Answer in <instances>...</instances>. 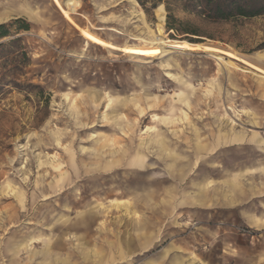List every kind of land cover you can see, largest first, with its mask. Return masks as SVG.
<instances>
[{"label":"rangeland","instance_id":"374dc122","mask_svg":"<svg viewBox=\"0 0 264 264\" xmlns=\"http://www.w3.org/2000/svg\"><path fill=\"white\" fill-rule=\"evenodd\" d=\"M77 2L104 42L50 0H0V23L30 27L0 39V264H264V79L215 50L140 52L132 0ZM187 3L138 5L155 34L264 67V14Z\"/></svg>","mask_w":264,"mask_h":264},{"label":"bare ground","instance_id":"6f19581e","mask_svg":"<svg viewBox=\"0 0 264 264\" xmlns=\"http://www.w3.org/2000/svg\"><path fill=\"white\" fill-rule=\"evenodd\" d=\"M51 4L53 7L57 9L60 15H62L63 19L66 20L68 23L73 25L80 33V35L87 40V42L91 43H99V42H104L103 39L98 37L94 32L89 30L86 27H80L77 23L74 22V20L71 17V12L75 11L78 7V2L77 0H65L64 3H62L60 0H50ZM132 3L134 6H137V9L135 10L137 12V15L142 21V23L145 25L147 32L150 33V37H144V36H136L135 38L138 40V43L140 44V48L138 49L140 52L143 53H149L150 51V46L153 45H160L161 48H156V50L159 53L165 52L163 50V47H168L170 49L176 50V51H181V50H198V49H209V50H215L218 52L216 54V59L219 62L224 63L225 65L232 66L234 68H238L239 70L242 69L244 72H252L253 74L259 76L260 78L264 79V67H260L258 64L255 62L251 61L250 58H245L244 56L240 55L237 51H234V49L227 47V50L223 49L221 46H216V45H211V44H206V43H198L194 44L191 43L185 39H176V38H169L166 37L165 35L162 34V25L159 23L157 24V34L153 33V30L149 28V26L146 24V21L144 20V12L140 5H138L136 0H132ZM11 13H7L4 17H9ZM108 49L110 52H120L126 53L127 49L126 47H118V46H113L111 44L108 45ZM221 53L223 55H221ZM258 58H262L263 55H257ZM257 58V59H258ZM264 59V58H263ZM211 93V88L206 89V94ZM69 95V92L64 94V98L67 99ZM106 104L107 106L112 105V98L110 97L109 94L106 93ZM73 103V100H72ZM142 108H140V111L142 112ZM186 117V112H183V114L180 117H176L174 119H169L168 122H173L175 119L177 120H183V118ZM165 121V120H164ZM153 129L152 127H146L145 132H151ZM145 133V134H146ZM12 190V188H10ZM123 203V204H122ZM118 207L123 206L125 209V212L131 213V202H120L116 203ZM130 210V211H129ZM129 211V212H128ZM136 214V213H134Z\"/></svg>","mask_w":264,"mask_h":264},{"label":"trees","instance_id":"16d2710c","mask_svg":"<svg viewBox=\"0 0 264 264\" xmlns=\"http://www.w3.org/2000/svg\"><path fill=\"white\" fill-rule=\"evenodd\" d=\"M136 1L142 6L148 1L152 7H155L158 3H162L163 0ZM187 4L183 5L185 10L190 11L194 9L196 12H202V14L210 19L229 20L230 17L234 16L248 18L264 14V0H188ZM166 8L170 12L168 5H166ZM158 9L163 11V5H158ZM169 19H173L171 13L167 14V26L172 29ZM19 22H22V24H18V29L26 31L30 29L29 24L19 18L7 23H0V39L10 35L11 28ZM17 40H19V38L14 40L12 43L17 42ZM4 44L5 43L0 42V47L4 46ZM22 55L26 57L24 49H22ZM0 87H2V78L0 79Z\"/></svg>","mask_w":264,"mask_h":264},{"label":"snow or ice","instance_id":"6c2138e0","mask_svg":"<svg viewBox=\"0 0 264 264\" xmlns=\"http://www.w3.org/2000/svg\"><path fill=\"white\" fill-rule=\"evenodd\" d=\"M146 54H148V55H154L155 53H146Z\"/></svg>","mask_w":264,"mask_h":264}]
</instances>
